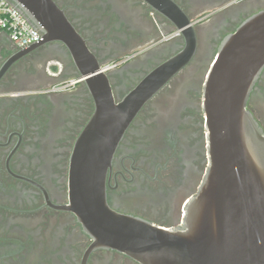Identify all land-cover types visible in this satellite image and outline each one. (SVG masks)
<instances>
[{
  "label": "flooded vegetation",
  "instance_id": "obj_1",
  "mask_svg": "<svg viewBox=\"0 0 264 264\" xmlns=\"http://www.w3.org/2000/svg\"><path fill=\"white\" fill-rule=\"evenodd\" d=\"M54 1L94 54L89 66L116 62L110 77L117 101L185 48L176 22L154 4L176 5V21L194 25L193 58L138 112L106 180L113 209L178 227L209 165L206 74L222 40L264 11V0ZM42 40L20 48L0 30V264H141L112 249L85 259L92 239L62 209L70 157L96 113L98 89L80 79L63 41ZM248 108L264 128V70Z\"/></svg>",
  "mask_w": 264,
  "mask_h": 264
},
{
  "label": "water",
  "instance_id": "obj_2",
  "mask_svg": "<svg viewBox=\"0 0 264 264\" xmlns=\"http://www.w3.org/2000/svg\"><path fill=\"white\" fill-rule=\"evenodd\" d=\"M43 33L63 41L81 79L98 89L97 110L77 139L69 164V203L96 249L141 264H264V128L248 108L264 70V11L245 20L219 45L204 81L209 165L181 225L166 227L113 209L107 174L116 149L141 108L193 58V24L176 21V5L157 6L185 36V48L117 101L108 63L96 58L54 0H10Z\"/></svg>",
  "mask_w": 264,
  "mask_h": 264
},
{
  "label": "built area",
  "instance_id": "obj_3",
  "mask_svg": "<svg viewBox=\"0 0 264 264\" xmlns=\"http://www.w3.org/2000/svg\"><path fill=\"white\" fill-rule=\"evenodd\" d=\"M0 30L7 33L20 48H26L43 39L42 31L10 0H0ZM115 65L116 62L113 61L105 67L111 69ZM77 80L71 79L69 82L73 84Z\"/></svg>",
  "mask_w": 264,
  "mask_h": 264
},
{
  "label": "rangeland",
  "instance_id": "obj_4",
  "mask_svg": "<svg viewBox=\"0 0 264 264\" xmlns=\"http://www.w3.org/2000/svg\"><path fill=\"white\" fill-rule=\"evenodd\" d=\"M45 256L48 258L51 256L52 245L49 242L44 244Z\"/></svg>",
  "mask_w": 264,
  "mask_h": 264
}]
</instances>
